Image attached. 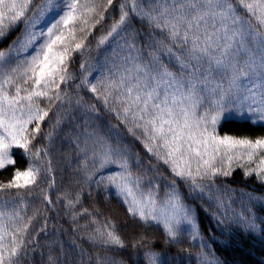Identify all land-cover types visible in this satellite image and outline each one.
<instances>
[{
  "label": "snow or ice",
  "instance_id": "1",
  "mask_svg": "<svg viewBox=\"0 0 264 264\" xmlns=\"http://www.w3.org/2000/svg\"><path fill=\"white\" fill-rule=\"evenodd\" d=\"M115 3L116 0H44L40 4L37 0H0V37L24 22L25 46L32 49L31 54L16 59L0 51V171L16 165L14 149L22 150L30 159L40 155L32 144L35 134L40 133L54 105L59 112L71 100L61 84L74 79L68 71L72 54L85 47L90 30L106 19L105 13ZM53 11L56 14L44 30L29 31ZM29 12H33L31 17ZM133 16L165 39L158 42V47H149L146 60L134 41H125L128 52L120 68L99 87L91 84L89 91L96 100L157 163L168 166L174 177L190 182L194 190L203 191L207 185L201 181L210 177L230 175L234 160L255 163V168L245 169V175L255 172L264 180V137L216 134V125L231 111L230 103L233 108L236 102L247 104L249 114H258L264 120V0H149L147 5L143 0H120L119 18L98 43L103 45L127 33ZM86 30L87 34L78 39L77 32ZM174 47L179 51L175 52ZM161 50L174 57L181 70L179 76L161 62ZM214 75L220 80H215ZM252 77L259 79V85L241 93V81ZM209 93L208 107L201 112ZM42 102L47 106L42 107ZM91 108L96 110L95 105ZM30 125H34L31 130ZM86 141L91 143L100 167L115 163L123 170V175L110 176L109 181L118 193H126L124 203L129 216L159 223L163 215L169 241L177 240L181 221L195 230L194 221L174 189L166 194L165 205L173 209L179 206L182 214L157 213V199L151 191L133 194V187L139 189L143 177H133L128 149L122 142H113L99 131L89 134ZM218 158L221 166H217ZM41 171L31 163L23 170L16 168L7 181H0V196L35 191L40 187ZM47 171L51 172L50 165ZM43 198L51 203L47 194ZM32 219H25L15 210H0V264H18L20 253L32 242L28 232ZM96 231L103 243L125 247L114 226L106 233L99 228ZM142 240L134 241L133 246ZM152 264H156L154 257Z\"/></svg>",
  "mask_w": 264,
  "mask_h": 264
},
{
  "label": "trees",
  "instance_id": "2",
  "mask_svg": "<svg viewBox=\"0 0 264 264\" xmlns=\"http://www.w3.org/2000/svg\"><path fill=\"white\" fill-rule=\"evenodd\" d=\"M119 2L116 0L105 13L106 19L90 30L85 47L72 54L68 71L74 79L67 85L61 84L71 100L66 101L59 112L54 105L42 122L40 133L35 134L32 144L40 155L30 159L22 150L14 149L12 155L16 165L0 171V181H7L16 168L23 170L30 163L42 169L38 176L40 187L35 191L0 196V210H15L25 219L33 217L28 229L32 242L20 253L18 264H152L153 257L156 264H264V180L255 172L245 175V169L255 168V163L234 160L230 175L210 177L201 181L207 185L203 191L194 190L190 182L174 177L168 166L157 163L141 142L134 139L89 91L91 84L99 87L101 81L120 68L128 52L125 41H134L146 60L150 55L149 47H158V42L165 39L133 16L128 22L127 33L100 45V37L106 35L113 21L119 18ZM143 2L149 4V0ZM37 3H44V0H37ZM55 14V11L47 13L29 31L44 30ZM32 15L33 12L28 13V17ZM86 34L87 30L86 33L77 32V38ZM26 42L25 23L21 22L0 37V51L5 52L6 57L10 53L13 59L23 58L32 52L26 48ZM174 51L179 49L174 47ZM159 55L161 62L179 76L181 70L174 57L164 50ZM81 64L85 65L83 69ZM214 79L220 80V76L214 75ZM224 83L227 87V82ZM259 83V79L252 77L241 81L239 90L244 93V89L257 87ZM207 95L201 112L208 107L210 93ZM93 105L95 111L91 108ZM41 106L46 107V102ZM229 108L231 111L216 125L217 135L264 137V120L258 114H249L247 104L241 106L236 102L233 108L230 103ZM95 131L113 142H122L128 149L133 177H143L139 189L129 185L134 195H146L151 191L157 199L159 214H182L183 209H187L196 225L195 230L181 221L177 240L169 241L163 215L159 223L141 222L138 215L135 219L129 216L128 205L124 203L126 193H118L109 181L110 176L123 175V170L115 163L100 167L99 160L93 157L91 143L86 141ZM49 165L51 172L47 171ZM217 166H221L219 158ZM223 167H228L226 162ZM173 189L179 193L183 209L165 205L166 194ZM45 194L51 203L44 200ZM113 226L124 241V248L99 239L98 228L106 233L113 230ZM92 236L97 239H91ZM141 238L142 243L134 247V241Z\"/></svg>",
  "mask_w": 264,
  "mask_h": 264
},
{
  "label": "rangeland",
  "instance_id": "3",
  "mask_svg": "<svg viewBox=\"0 0 264 264\" xmlns=\"http://www.w3.org/2000/svg\"><path fill=\"white\" fill-rule=\"evenodd\" d=\"M169 214H170V212H169Z\"/></svg>",
  "mask_w": 264,
  "mask_h": 264
}]
</instances>
